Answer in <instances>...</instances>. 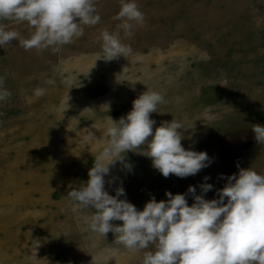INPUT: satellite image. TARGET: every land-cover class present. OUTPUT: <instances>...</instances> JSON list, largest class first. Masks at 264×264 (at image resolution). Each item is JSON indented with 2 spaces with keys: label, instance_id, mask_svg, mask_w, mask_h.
<instances>
[{
  "label": "rangeland",
  "instance_id": "374dc122",
  "mask_svg": "<svg viewBox=\"0 0 264 264\" xmlns=\"http://www.w3.org/2000/svg\"><path fill=\"white\" fill-rule=\"evenodd\" d=\"M136 4L143 24L131 36L113 19L118 0H95L99 22L56 52L25 50L18 39L0 46V77L11 93L0 101V264H140L152 245L132 252L111 231L103 237L88 230L91 208L69 211L66 193L86 181L109 118L123 116L143 91L164 100L149 113L152 127L178 120L182 147L204 151L210 162L195 175L164 177L141 154L146 145L126 150L131 170L109 165V195L122 187L117 198L138 210L149 198L166 200L165 190L191 204L189 185L213 199L239 168L264 175V144L251 128L264 125V0ZM0 24L19 37L32 31L25 22ZM102 30L117 34L128 48L124 56L96 59ZM37 87L44 89L38 97ZM202 183L211 189L201 193Z\"/></svg>",
  "mask_w": 264,
  "mask_h": 264
},
{
  "label": "clouds",
  "instance_id": "9594fccd",
  "mask_svg": "<svg viewBox=\"0 0 264 264\" xmlns=\"http://www.w3.org/2000/svg\"><path fill=\"white\" fill-rule=\"evenodd\" d=\"M118 2L113 17L120 21L116 27L131 36L132 29L143 24V13L136 0ZM0 19L25 22L32 29L24 38L0 24V46L18 39L25 50L48 48L56 52L61 45L81 36L83 26L97 24L100 16L95 0H0ZM98 39L101 54L96 59L109 61L128 51L115 32L102 30ZM43 92L40 87L34 89L37 97ZM10 95L0 77V101ZM163 102L160 93L143 91L131 101V108L123 116L116 120L108 117L107 140L87 169L86 181L66 193L69 211L91 208L84 217L87 229L103 237L111 231L115 243L129 251L152 245L143 251L140 264H264V175L252 168H239L229 174L213 199L196 194L189 185L191 204L186 203L183 193L165 190L166 200L149 198L138 210L126 199L117 198L124 196L122 187L115 188V195L105 190L109 165L119 162L130 171L124 153L142 145H146V150L141 154L149 157L151 166L164 177L195 175L210 162L204 151L182 147L178 129L183 128L178 120L162 121L152 127L154 121L149 113L157 112V105ZM251 128L256 142L264 144V125L253 124ZM211 187L209 183L199 185L201 193ZM113 220L121 223L112 224Z\"/></svg>",
  "mask_w": 264,
  "mask_h": 264
},
{
  "label": "water",
  "instance_id": "95a60500",
  "mask_svg": "<svg viewBox=\"0 0 264 264\" xmlns=\"http://www.w3.org/2000/svg\"><path fill=\"white\" fill-rule=\"evenodd\" d=\"M221 161V160H220ZM216 162H219V160L218 161H216Z\"/></svg>",
  "mask_w": 264,
  "mask_h": 264
}]
</instances>
